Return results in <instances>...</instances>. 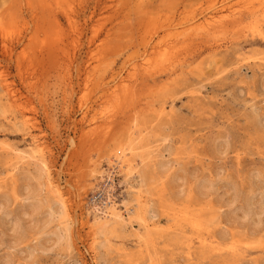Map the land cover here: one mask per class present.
<instances>
[{
	"label": "rangeland",
	"instance_id": "374dc122",
	"mask_svg": "<svg viewBox=\"0 0 264 264\" xmlns=\"http://www.w3.org/2000/svg\"><path fill=\"white\" fill-rule=\"evenodd\" d=\"M0 264H264V0H0Z\"/></svg>",
	"mask_w": 264,
	"mask_h": 264
},
{
	"label": "bare ground",
	"instance_id": "6f19581e",
	"mask_svg": "<svg viewBox=\"0 0 264 264\" xmlns=\"http://www.w3.org/2000/svg\"><path fill=\"white\" fill-rule=\"evenodd\" d=\"M3 80H4V78H3ZM39 82V81H38ZM37 82V83H38ZM115 96V95H114ZM51 107V106H50ZM132 137V136H131ZM134 143L133 142H127V144L125 145V146H120L121 148L116 152V154L111 158V163H112V165H113V169H114V171L116 170V169H125V170H127L128 171V174L130 175V174H132V171L134 170V163L136 162V161H132L131 160V157H129L130 155L132 156L133 155V157H135V155H134V153H136L135 152V150L133 149V145ZM132 146V147H131ZM136 146H138V145H136ZM135 146V147H136ZM140 149H141V147H139ZM138 148V149H139ZM138 149H136V151H138ZM140 151V150H139ZM18 156V155H17ZM143 156V155H142ZM141 156V157H142ZM22 158V157H21ZM43 159V158H42ZM139 159V158H138ZM23 160V159H22ZM146 160V159H145ZM144 161V160H143ZM142 161V162H143ZM21 162V160H18V162H16L14 165H13V168H16V166L19 164ZM140 162V161H139ZM143 163H145V161L143 162ZM136 164V163H135ZM162 164V163H161ZM42 165H43V167H41V170H40V173H43L44 171H47V173H48V177H49V181H48V183H49V185L51 186L50 188L52 189L53 188V191H54V189H55V193L56 194H58V196L60 197V199H61V197H62V191H61V189H60V185L58 184V182H56L53 178H52V174H51V172H50V169L48 168V166L47 165H45L43 162H42ZM160 165V164H159ZM10 166V165H9ZM136 166V165H135ZM166 167V166H165ZM161 168H163V164H162V167ZM137 169V168H136ZM13 171V170H12ZM111 172V171H110ZM10 173V172H9ZM15 173V172H14ZM136 173V172H135ZM142 173V172H141ZM93 174H95V178H96V176L98 175V176H100V180H105V178L103 179V176H102V173L100 174V173H98V172H94ZM127 174V175H128ZM13 175V174H12ZM41 175H43V174H41ZM128 175V176H129ZM14 176V175H13ZM107 176H108V179L110 180V184H108V186H106V190L104 191V197H103V199H102V202H101V204L99 205V206H97L96 205V203L98 202H96L95 201V206H94V204H92L94 207L93 208H91L90 209V214L89 215H91V217L93 218V227L96 229V233L98 234V232L100 233L99 235H101L102 234V232L104 233V231L105 230H107V227H108V225H110V224H112V222L113 223H115L116 225H118L119 223L120 224H122V223H124V219H125V214H123L122 213V211L120 212L119 210H118V207H117V205H116V201H114V197H113V194H112V192H113V190H114V175H112V173H108L107 174ZM127 176V177H128ZM132 176V175H131ZM93 177V178H94ZM143 177V176H142ZM102 178V179H101ZM129 178H130V176H129ZM129 178H128V180H129ZM132 178H133V176H132ZM97 180H98V177H97ZM134 180V179H133ZM142 180H144L143 178H142ZM38 181V180H37ZM108 181V180H107ZM100 182V181H99ZM106 182V181H105ZM104 182V183H105ZM98 183V182H97ZM96 184V183H95ZM143 184V183H142ZM39 185V184H38ZM99 185V184H98ZM163 186V185H162ZM49 188V189H50ZM105 189V188H104ZM51 195V194H50ZM31 197V196H30ZM35 197H36V195H35ZM52 197V196H51ZM32 198V197H31ZM37 198V197H36ZM39 198V197H38ZM139 199V198H138ZM34 200H35V198H34ZM52 202V201H51ZM49 204V203H48ZM92 207V206H91ZM92 210V211H91ZM51 211V210H50ZM50 214V213H49ZM48 214V215H49ZM63 214V213H62ZM128 217V216H127ZM62 218V217H61ZM144 219V218H143ZM54 220V219H53ZM60 221V220H59ZM127 221V220H126ZM88 222V221H87ZM102 222V223H101ZM60 223H62V222H60ZM91 223V222H90ZM89 223V224H90ZM126 224V223H125ZM63 225V224H62ZM88 225V224H87ZM131 225V224H130ZM59 226H60V224H59ZM92 226V225H91ZM118 227V226H117ZM61 228H64V225L63 226H61ZM91 228V227H90ZM94 228H92V230L94 229ZM132 228V227H131ZM62 230V229H61ZM110 230V229H109ZM113 230L115 231V229L113 228ZM121 231V230H120ZM65 232V231H64ZM67 232V231H66ZM94 232H95V230H94ZM122 232V231H121ZM110 233V231H106V236H107V234H109ZM116 233V232H115ZM115 233H112L113 234V237H115L114 236V234ZM59 234V233H58ZM94 234V233H93ZM97 234H96V236H97ZM111 233H110V236L112 235ZM103 236H104V234H102ZM101 235V236H102ZM119 235V234H118ZM57 236V235H56ZM60 236V235H59ZM121 237V236H120ZM63 238V237H62ZM61 238V239H62ZM94 238V237H93ZM102 238V237H101ZM116 238H118V237H116ZM214 239V238H213ZM56 240H58V239H56ZM55 240V241H56ZM59 241V240H58ZM55 245V244H54ZM147 253V252H146Z\"/></svg>",
	"mask_w": 264,
	"mask_h": 264
}]
</instances>
